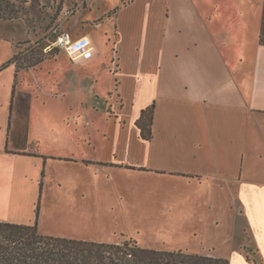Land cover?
I'll list each match as a JSON object with an SVG mask.
<instances>
[{
	"label": "crops",
	"instance_id": "0c3cea01",
	"mask_svg": "<svg viewBox=\"0 0 264 264\" xmlns=\"http://www.w3.org/2000/svg\"><path fill=\"white\" fill-rule=\"evenodd\" d=\"M70 18L57 28L69 34L62 26ZM95 20L114 33L110 66L86 34L80 38L91 40L94 55L84 63L59 51L33 68L17 66V44L29 33L0 21V177L11 194L0 222L38 229L27 196L49 164L76 161L61 137L75 113L84 128L100 117L107 138L108 153L83 161L126 168L134 192L160 210L176 206L186 224L202 207L199 237L219 229L237 262L264 264V0H120ZM108 72L106 97L98 78ZM151 105L145 140L137 122Z\"/></svg>",
	"mask_w": 264,
	"mask_h": 264
},
{
	"label": "rangeland",
	"instance_id": "374dc122",
	"mask_svg": "<svg viewBox=\"0 0 264 264\" xmlns=\"http://www.w3.org/2000/svg\"><path fill=\"white\" fill-rule=\"evenodd\" d=\"M79 1L0 0V21L19 22L24 33H29L26 39L17 44L19 54L16 58L20 66L21 63L25 64V57L30 59L58 54V50L44 52L43 49L54 42L60 32H64L57 28V25L66 21L61 18V12L74 5L81 6L80 11L75 13L62 29L67 31L72 39L74 35L75 38L88 35L103 51L108 65H111V51H117L116 47L114 49V33L109 31V25L100 30L94 23L97 14L104 9L110 10L117 4L119 6L120 0L86 1L85 8H82V2ZM90 39L88 41L91 44ZM37 52H41V55ZM108 74L98 78L102 84L100 90L106 97L107 80L110 78V74L107 77ZM76 105H79V102ZM68 117L65 132L69 133H62L61 137L65 134L70 140L66 152L74 154L76 161L68 159L65 163L64 159H57V162L49 164L44 179L45 191L41 179L40 183H34L36 193L33 197L27 196V201H31L34 209L38 211L40 235L71 240H76L77 237L85 241H88L86 238L108 239L112 236L120 244L130 239L141 248L191 255L205 256L206 251L215 250L218 255L228 258V264L229 260L232 264L241 263L237 262V256L231 257L233 245L218 239L224 232L219 229L206 231L208 234L221 232L215 241L210 240L208 234L206 239L198 236V233H204L201 223L198 222V216L201 217L204 213L202 207L191 215V223L186 224L180 220L176 206H164L160 210L150 203L147 195L134 192L133 178L127 174L126 168L119 166L120 169H111L108 167L111 165L100 166L94 162L90 165L89 161H83L81 158L94 159L109 152L106 151V146H103L107 138L104 139V129L99 126L102 119L89 118V126L84 128L85 121L78 115L72 113ZM85 138L88 142H83ZM106 145L111 147L109 143ZM104 167L109 169L105 170ZM0 187L5 192L0 195V218H3L6 216L4 204L11 198L9 183L5 178L0 177ZM4 196L7 199L3 198ZM248 256L252 258L250 254ZM257 264L263 263L257 261Z\"/></svg>",
	"mask_w": 264,
	"mask_h": 264
},
{
	"label": "trees",
	"instance_id": "16d2710c",
	"mask_svg": "<svg viewBox=\"0 0 264 264\" xmlns=\"http://www.w3.org/2000/svg\"><path fill=\"white\" fill-rule=\"evenodd\" d=\"M8 6V5H7ZM10 8H13L10 6ZM12 12V10L10 11ZM14 19V18H9ZM41 55V52H37ZM17 57V56H16ZM12 61L16 62L17 58ZM46 57L24 58L22 67L33 68ZM154 106L142 110L137 122L141 137L150 139V123ZM38 209V207H37ZM38 211L35 210L37 218ZM124 237V236H123ZM125 239V237H124ZM249 261V260H248ZM0 264H228L227 261L182 252L155 251L139 247L130 239L121 244L45 237L36 223L21 225L0 222Z\"/></svg>",
	"mask_w": 264,
	"mask_h": 264
},
{
	"label": "built area",
	"instance_id": "2783aa9c",
	"mask_svg": "<svg viewBox=\"0 0 264 264\" xmlns=\"http://www.w3.org/2000/svg\"><path fill=\"white\" fill-rule=\"evenodd\" d=\"M78 9L74 5L66 11L61 12L63 20L69 19ZM58 50L64 52L74 64H81L92 58L94 55L93 49L87 38L73 40L66 32H60L55 41L44 48L45 52Z\"/></svg>",
	"mask_w": 264,
	"mask_h": 264
}]
</instances>
